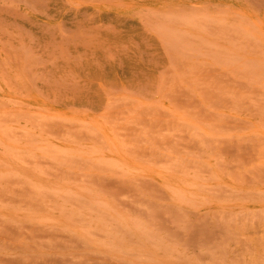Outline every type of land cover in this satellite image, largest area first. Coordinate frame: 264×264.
Wrapping results in <instances>:
<instances>
[{"label":"rangeland","instance_id":"rangeland-1","mask_svg":"<svg viewBox=\"0 0 264 264\" xmlns=\"http://www.w3.org/2000/svg\"><path fill=\"white\" fill-rule=\"evenodd\" d=\"M125 1L62 66L0 17V264H264V0Z\"/></svg>","mask_w":264,"mask_h":264},{"label":"bare ground","instance_id":"bare-ground-1","mask_svg":"<svg viewBox=\"0 0 264 264\" xmlns=\"http://www.w3.org/2000/svg\"><path fill=\"white\" fill-rule=\"evenodd\" d=\"M112 1L113 0H0V17H1V15L5 16V18H7L9 20L8 23H11L15 27L18 28L17 33H16V34H18L17 36H19V37L24 36L26 38H29L30 42H34V43L36 42L35 47H37L39 49V51L36 53H32V54L35 55L34 61L36 63L41 61L40 64L42 65L41 67H43V68H46L48 65H52V66L61 65L62 66L66 62H68L69 60H72V59L76 60V59H79L82 57H90V56L94 59H99V61H100L101 59L104 60L108 56H110V53H113V51L111 52L110 41H111L112 35H115L116 31H118V29H116L112 25V19L110 18V14L107 13V15H106V12L102 11V7H106V5L108 6V4L111 5ZM245 1H251V0H245ZM123 3L129 4V5H131V4L132 5H136V4L155 5L157 3V0H127ZM161 3L164 6H172L174 4H176V5L183 4V5H186L190 8H198V7H202L205 4L210 3V0H169V1L167 0V1H163ZM255 4L257 5V3H255ZM22 5H24V8H22ZM263 7H264V5H263ZM152 12L155 13L154 11H152ZM153 13H152V16H154L155 20H157V19L164 20V18H166L168 21H170L169 18H172V20L174 22V21H176L175 19L180 16V14L179 15L176 14L175 15L176 18L173 15H172L173 17H170L169 16L170 13H169V15L168 16L165 15L166 16L165 17L164 13H160V12L156 11V13L158 15L163 14L162 17H156L155 15H153ZM185 13L182 12L181 16H182V14L184 16ZM189 13H191V12H189ZM191 15L194 16L195 14L192 13ZM183 16H182V19L185 18ZM190 16H189V18H191ZM193 16L191 18L192 21L194 20ZM198 16H199V14H198ZM202 16H204V15H201V17ZM205 16H206V14H205ZM195 17H196V15H195ZM201 17L200 18L198 17L199 20L201 19ZM173 18H175V19H173ZM203 18L204 17H202V19ZM223 18H224V16H223ZM185 19L187 20L188 18L186 17ZM123 20H126V18H124ZM172 20L170 22H172ZM177 20H179V18H177ZM196 20H198V19H196ZM196 20H194L193 22L195 23ZM203 20H202V22H203ZM207 20H209L208 17H207ZM207 20H206V22L210 23V24L206 23V24H208L207 25L208 27L211 24H213L214 26H216L215 24H218L215 22L212 23L211 19L209 21H207ZM184 21L185 20L183 19L182 22H184ZM177 22H179V21H177ZM180 22H181V19H180ZM186 22L187 21H185V23ZM189 22H191V21H189ZM198 22H200V21H198ZM202 22H200L199 24H201ZM203 23H202V25H203ZM162 24H160L159 26L156 24V25H154V27L158 28ZM188 24H190V23H188ZM195 24H192V26L193 25L195 26ZM219 26L221 27L222 25L219 24ZM219 26H217V28L220 30ZM233 26H234V24H233ZM161 27L164 29H159V28L156 29V30H158L159 33H160V30H162V34H163V32L167 33L168 31H170V32L173 31V33H174L175 29L173 30V28H171L172 30L170 28H169L170 30H168V29H166L168 27H166L165 25H164V27H163V25ZM200 27H202V26L200 25ZM1 28L2 27H0V29ZM202 29H204V28H202ZM164 30H166V31H164ZM176 30H177V28H176ZM206 31H207V28H206ZM180 32H181L180 33L181 36L179 37V35L176 32V34L178 36H176V34H175V37H177L178 40H180L179 38L185 40V37H183V36H186V39L188 41L187 33H186V35H184V33L182 34L183 31H180ZM169 33H168V35H170ZM207 34H208V32H207ZM171 35H172V32H171ZM189 35L190 36H188V37L191 38L192 35L191 34H189ZM211 35L213 36L212 33H211ZM165 37L166 36H164V38ZM173 37H174V35H173ZM158 38L161 39L163 37H161V38L158 37ZM168 38H169V36H168ZM193 38L195 39L196 37H193ZM172 39L174 41L177 40L175 38H172ZM173 40H172V42H174ZM198 40L200 41V39H198ZM163 41L166 42V44H164V42L162 44H164L165 46L166 45L169 46V44H167L168 40L166 41V39H164ZM161 42H162V40H161ZM181 42H180V44L182 45L183 43H181ZM175 43H176V41H175ZM201 44H200V46H201ZM203 44H205V43H203ZM211 44H208V45L210 46ZM170 45H171V47L174 46L173 49L176 48V52H178V50H177L178 48L175 46L177 44H173V45L170 44ZM184 45L186 46V44H184ZM33 46H31L30 48H33ZM168 46H167V50L172 51V49H168L169 48ZM187 46H189V45H187ZM211 46H213V45H211ZM21 48H22V46H21ZM30 48L24 46V49L28 50ZM179 48H182L179 50V52L181 50L186 49L185 47H184L185 48L184 49L183 46L182 47L179 46ZM192 48H191V51H192ZM209 48L211 49L212 47H209ZM164 49H166V47H164ZM194 49H196V48H194ZM24 51L26 52V50H24ZM24 51H23V53H24ZM173 51H175V50H173ZM196 51H197V49H196ZM29 55H31V54L29 53ZM49 60H50V63L46 64L47 61H49ZM62 82L64 83V82H68V81L64 80ZM62 82L60 84H62ZM74 85L68 86L67 88H70V87L75 88ZM61 87H63V86L61 85Z\"/></svg>","mask_w":264,"mask_h":264}]
</instances>
